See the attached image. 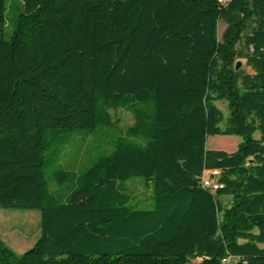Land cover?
I'll list each match as a JSON object with an SVG mask.
<instances>
[{
	"label": "trees",
	"instance_id": "obj_1",
	"mask_svg": "<svg viewBox=\"0 0 264 264\" xmlns=\"http://www.w3.org/2000/svg\"><path fill=\"white\" fill-rule=\"evenodd\" d=\"M19 1L5 40L0 0V208L37 211L39 235L18 255L0 241V264H264V0ZM115 109L126 136L80 175L55 170L71 187L50 194L44 153ZM130 178L150 209L128 205Z\"/></svg>",
	"mask_w": 264,
	"mask_h": 264
},
{
	"label": "rangeland",
	"instance_id": "obj_2",
	"mask_svg": "<svg viewBox=\"0 0 264 264\" xmlns=\"http://www.w3.org/2000/svg\"><path fill=\"white\" fill-rule=\"evenodd\" d=\"M21 11L19 0H5L4 26L2 38L7 40L14 27L15 18ZM224 25L221 21L217 24L216 35L219 39ZM239 68L250 73L244 66L243 60H237ZM214 105L220 110L223 117L227 116L226 103L216 101ZM113 122L110 126H98L91 132L82 130L74 131L69 135L63 147L54 144L44 153L43 177L47 191L58 197H62L71 187L70 182L56 185L52 174L60 169L74 176L82 174L90 167L98 157L108 155L113 151L116 142L126 136V129L132 124L131 116L123 110L109 111ZM220 125H223L220 124ZM256 136V134H254ZM241 142L239 136H210L206 138L205 148L232 152ZM126 193L131 198L130 207L136 209H150L152 207L151 192L148 185L140 178H130L123 182ZM221 203L227 205L229 199L221 198ZM39 213L33 210H11L0 208V241L13 253L20 254L30 248L39 235ZM199 259L190 260L187 264H198Z\"/></svg>",
	"mask_w": 264,
	"mask_h": 264
},
{
	"label": "built area",
	"instance_id": "obj_3",
	"mask_svg": "<svg viewBox=\"0 0 264 264\" xmlns=\"http://www.w3.org/2000/svg\"><path fill=\"white\" fill-rule=\"evenodd\" d=\"M226 1L227 0H218V2L221 4L225 3ZM217 177H218V171H211L204 173L199 180L200 186L211 192L221 189L222 185L217 182Z\"/></svg>",
	"mask_w": 264,
	"mask_h": 264
},
{
	"label": "water",
	"instance_id": "obj_4",
	"mask_svg": "<svg viewBox=\"0 0 264 264\" xmlns=\"http://www.w3.org/2000/svg\"><path fill=\"white\" fill-rule=\"evenodd\" d=\"M239 68V62L235 63L234 70H237Z\"/></svg>",
	"mask_w": 264,
	"mask_h": 264
}]
</instances>
